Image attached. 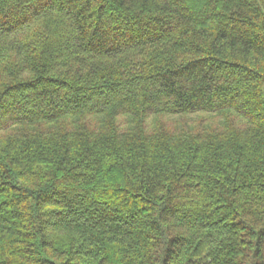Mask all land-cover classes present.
I'll return each instance as SVG.
<instances>
[{"label":"trees","instance_id":"obj_1","mask_svg":"<svg viewBox=\"0 0 264 264\" xmlns=\"http://www.w3.org/2000/svg\"><path fill=\"white\" fill-rule=\"evenodd\" d=\"M0 264H264V0H0Z\"/></svg>","mask_w":264,"mask_h":264}]
</instances>
